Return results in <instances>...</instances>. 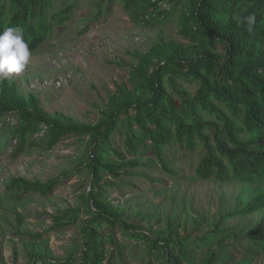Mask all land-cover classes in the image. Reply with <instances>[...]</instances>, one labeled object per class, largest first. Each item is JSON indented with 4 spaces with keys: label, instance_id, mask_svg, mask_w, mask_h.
Segmentation results:
<instances>
[{
    "label": "rangeland",
    "instance_id": "rangeland-1",
    "mask_svg": "<svg viewBox=\"0 0 264 264\" xmlns=\"http://www.w3.org/2000/svg\"><path fill=\"white\" fill-rule=\"evenodd\" d=\"M50 2V13L73 4L68 19L31 51L24 72L8 82L24 97L35 95L48 113L67 115L77 123H96L110 93L122 84L129 86L135 53L146 52L160 40L191 44L180 32L189 0L165 1L157 9L143 2L137 13L118 0ZM197 88V82L177 80V89L190 96ZM5 121L16 125L18 115L0 118V123ZM44 133L42 126L23 151L13 155L17 142L8 125L0 126V264H67L82 255L81 226L94 215L88 199V138L68 135L44 150L40 144ZM125 136L126 128L120 124L111 136L117 151L111 158L140 164L116 177L104 174L101 180L105 199L121 214V224L99 230L103 264H168V249L182 264H264V243L246 237L262 210L237 212L257 193L254 183L201 178L196 174L197 155H170L167 172L151 155L125 154ZM12 177L61 180L49 195L19 196L7 187ZM72 209H79L76 222L56 227L54 217ZM122 223L138 238L127 235ZM109 234L114 244L106 240Z\"/></svg>",
    "mask_w": 264,
    "mask_h": 264
},
{
    "label": "trees",
    "instance_id": "trees-1",
    "mask_svg": "<svg viewBox=\"0 0 264 264\" xmlns=\"http://www.w3.org/2000/svg\"><path fill=\"white\" fill-rule=\"evenodd\" d=\"M126 9L138 12L141 3L157 9L162 2L179 0H118ZM182 15L181 34L191 44L160 40L146 52L135 53V66L129 72V86L122 84L110 93L106 109L96 123L81 124L64 114L45 111L37 97L20 95L14 84L0 80V118L18 115L8 125L18 155L26 142L45 127L44 150H51L65 136L88 138L91 179L88 199L94 215L83 221L84 248L78 260L67 264H103L104 241L99 230L121 224V214L104 197V174L119 176L121 171L139 165L137 161L111 158L116 149L111 136L120 124L126 128L125 154L154 157L169 172L168 157L197 155L196 174L201 178L240 180L254 183L257 193L244 202L245 214L262 210V217L246 237L264 243V0H189ZM50 0H0V31L19 26L29 44L37 49L52 29L69 17L73 4L49 12ZM255 13L251 33L237 22V16ZM219 44L222 51L217 49ZM197 82L192 96L177 89V80ZM7 127V126H5ZM120 154V153H119ZM124 158V154H120ZM66 173L63 174V176ZM61 179L47 182L12 177L7 184L19 196L30 192L49 195ZM106 184V182L104 183ZM79 209L55 216L56 227L76 222ZM70 216L69 220L66 217ZM124 232L138 238L123 224ZM106 240L114 244L113 235ZM168 264H182L167 250ZM31 264H35L34 262ZM61 264V263H60Z\"/></svg>",
    "mask_w": 264,
    "mask_h": 264
},
{
    "label": "clouds",
    "instance_id": "clouds-1",
    "mask_svg": "<svg viewBox=\"0 0 264 264\" xmlns=\"http://www.w3.org/2000/svg\"><path fill=\"white\" fill-rule=\"evenodd\" d=\"M251 33L256 25L255 13L236 17ZM31 56L29 44L24 39L23 29L19 26L5 27L0 31V80L12 79L26 69Z\"/></svg>",
    "mask_w": 264,
    "mask_h": 264
},
{
    "label": "built area",
    "instance_id": "built-area-1",
    "mask_svg": "<svg viewBox=\"0 0 264 264\" xmlns=\"http://www.w3.org/2000/svg\"><path fill=\"white\" fill-rule=\"evenodd\" d=\"M61 79H62V78H61ZM56 84L59 86V85L61 84V81H60V80H57V81H56ZM10 114H13V113H8V115H10ZM8 115H7V116H8ZM11 123L13 124V122H11Z\"/></svg>",
    "mask_w": 264,
    "mask_h": 264
}]
</instances>
